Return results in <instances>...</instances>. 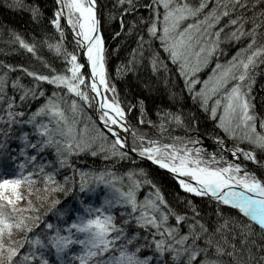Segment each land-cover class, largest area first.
I'll list each match as a JSON object with an SVG mask.
<instances>
[{
    "label": "snow or ice",
    "instance_id": "snow-or-ice-1",
    "mask_svg": "<svg viewBox=\"0 0 264 264\" xmlns=\"http://www.w3.org/2000/svg\"><path fill=\"white\" fill-rule=\"evenodd\" d=\"M28 7L37 25L46 21L54 32L45 29L31 42L13 33L9 41L39 59L45 73L0 60V154L9 141L17 145L10 157L16 173H0V264H264V108L257 110L253 96L264 67V0H52L47 17L41 5ZM106 23L117 24L114 37H124L110 50ZM130 37V55L109 74V55ZM221 38L247 43L221 61ZM37 41L59 66L38 55ZM213 56L216 63L201 79ZM143 64L157 84L163 79L174 105L156 106L155 121L146 118L156 87L151 79L140 81L133 98L127 90L121 97L114 82ZM172 73L183 81L179 92L169 87ZM197 110L214 119L213 130H201ZM133 111L139 127L129 123ZM150 129L167 134L168 142L153 139ZM80 154L101 155L105 166L77 169L73 157ZM145 159L183 190L182 207L143 168L116 172L125 161ZM69 176L73 183L80 177L82 191L105 185L100 207L81 196L74 214L57 209L51 194L75 191ZM41 178L36 200L49 203L45 211L57 215L55 224L44 222L31 199ZM22 184L29 185L28 197L18 190ZM143 187L149 192L140 198ZM196 197L213 206L214 226ZM21 199L27 203L17 207Z\"/></svg>",
    "mask_w": 264,
    "mask_h": 264
},
{
    "label": "trees",
    "instance_id": "trees-1",
    "mask_svg": "<svg viewBox=\"0 0 264 264\" xmlns=\"http://www.w3.org/2000/svg\"><path fill=\"white\" fill-rule=\"evenodd\" d=\"M52 0H0V60L4 61L5 63L11 64H25L30 68H34L35 70L45 73L47 70L42 66V63L39 59H36L31 56V54L27 53L25 50L19 49L18 45L9 44V41L12 40L13 33L21 34L26 40L31 42L33 36H39L43 30H47L48 33L54 32V29L48 27L46 25V21L42 22L40 25H37L33 19L31 18V11L28 7L31 4H39L44 9V15L47 17L48 10L51 8ZM18 3H22L23 6H17ZM141 15H147V12H142ZM118 30L117 24H105L103 27V36L106 41V48L107 49H114L116 48L117 44H120L121 41L124 40V37L121 36L119 39L114 37L112 33ZM126 31V29H125ZM264 32V29L261 30ZM58 35V34H57ZM220 44V51H219V59L221 61L227 60L228 56H232L238 48L243 47L244 44L247 43L246 39L241 40L240 42L232 41V42H225L223 38H221ZM135 44L134 38H129L127 43L121 45L118 52L114 55H109V63L107 66L109 74L115 72L118 62L123 63L131 53V46ZM16 48V51L12 49ZM37 49L38 55L44 56L48 61L54 63V65L59 66V62L54 59V55L50 52L47 48H42L37 41ZM217 60L216 56H213L210 64L208 67L202 70L199 74L201 79L207 76L208 73L211 71V65L215 64ZM169 66L171 64L169 62ZM137 73H126L123 78L116 79L114 82L117 83L118 89L120 91V96L123 97L125 94V90H127V94L129 98H133L136 95L140 94L141 88L138 87V84L141 80H149L151 79L154 84H156L155 90L149 96L147 102V117L151 118L154 121L156 117L154 115L155 107L159 106L161 108L164 107H174V105H170L167 90L165 88L163 79L161 78L159 83H156L157 78L151 73L150 67L147 64L140 65L137 69ZM12 75H20L19 72H13ZM172 79L169 82V87L175 86V90L177 92L180 91L183 81L176 77L175 73H172ZM31 78L25 77V82H28ZM264 85V67L259 69V74L256 77V83L253 87V96H254V103L257 106V110L264 108V104H262V99H264V91L261 90V86ZM47 91H51L52 89L47 85H44ZM186 95V93H185ZM191 105V100L187 99L184 101V107L187 108ZM36 105L33 104L30 107H35ZM94 111V109L92 110ZM89 115V110H85L83 116L87 118ZM137 116V112L133 111L131 114L128 115L129 123H131L134 127H139L136 124L135 117ZM197 116L200 121V128L201 130L207 128L209 131L213 130L214 128V119L207 117L202 110H197ZM86 120H78V123L83 124ZM150 126L145 125L144 127L139 128L141 132L149 129ZM149 135L153 139L160 138L162 142L167 143L166 135L165 137H159V133L156 132L155 129H150ZM15 141L8 142V149L5 153L0 154V173H3L5 176L7 175H14L16 173V167L13 161L10 159L11 156L15 155L13 151L16 148ZM73 161L77 169L81 170H95L99 171L101 168L105 166V161L103 160L101 155H97L95 157L91 156L90 154H80L78 156L73 157ZM251 167V165H249ZM143 168L146 173H148L149 177L154 179L158 185L161 187L163 194L165 195L166 199L169 200L173 206L179 205V198L181 196H185L186 194L183 190H180L176 185L175 181L168 176L165 172L151 166L146 161H137L134 165L131 161H125L120 168L116 169V172L119 174L122 170H127L128 168ZM72 169L69 168L67 172H60L57 179L62 182L63 175H67L71 173ZM80 177H75V183H73V177L69 176L68 187L74 188L75 191L71 193H66L65 191H57L51 194V198L56 199L59 203L56 205L57 209L67 210L68 208L73 209V214L77 209L81 206L80 197H83L84 203H90L94 207H100V203L102 199L105 197L108 189L102 183H96L95 188L91 192L82 191L80 190ZM28 187L27 184H22L19 187V192L23 197H28ZM32 193L31 199L33 204H35L40 213L45 217L44 222L51 221L53 224L57 223V215L52 211H45L49 208V203L47 201H37V187H42V178H41V185H32ZM149 192L148 187H143L138 191V196L143 198L145 194ZM79 193V195H77ZM40 196H43L44 193L41 190L39 192ZM194 202L200 206L202 209V216L206 224L214 226L215 224V214L212 211V207L207 203L206 199H201L196 197ZM27 203L26 199H21L17 201V207H21ZM182 207V205H179ZM117 213L120 211L117 208ZM71 219V215L68 217ZM190 222V221H189ZM227 260V257L224 258Z\"/></svg>",
    "mask_w": 264,
    "mask_h": 264
},
{
    "label": "water",
    "instance_id": "water-1",
    "mask_svg": "<svg viewBox=\"0 0 264 264\" xmlns=\"http://www.w3.org/2000/svg\"><path fill=\"white\" fill-rule=\"evenodd\" d=\"M122 135H123V134H122ZM208 143H210V142H208ZM209 146H211V145H209ZM144 161H146L147 163H149L151 166H153V167H155V168H157V169H159V170H161V171H164V172H166V173L168 174L167 170L160 169L159 166L153 164V163L150 162V161H147L146 159H145ZM168 175H169V174H168ZM169 176H170V175H169Z\"/></svg>",
    "mask_w": 264,
    "mask_h": 264
},
{
    "label": "rangeland",
    "instance_id": "rangeland-1",
    "mask_svg": "<svg viewBox=\"0 0 264 264\" xmlns=\"http://www.w3.org/2000/svg\"><path fill=\"white\" fill-rule=\"evenodd\" d=\"M69 40H70V37H69ZM231 56H228L227 57V59L228 58H230ZM56 62H54L53 64H55ZM217 119H218V117H217ZM208 142H210V143H208ZM205 143H206V145L209 147V149H211V147H212V142L210 141V140H208L207 138H205ZM209 145H211V146H209Z\"/></svg>",
    "mask_w": 264,
    "mask_h": 264
},
{
    "label": "bare ground",
    "instance_id": "bare-ground-1",
    "mask_svg": "<svg viewBox=\"0 0 264 264\" xmlns=\"http://www.w3.org/2000/svg\"><path fill=\"white\" fill-rule=\"evenodd\" d=\"M123 134V133H122ZM164 172V171H163ZM166 173V172H165ZM167 174V173H166ZM168 175V174H167ZM169 176V175H168Z\"/></svg>",
    "mask_w": 264,
    "mask_h": 264
}]
</instances>
